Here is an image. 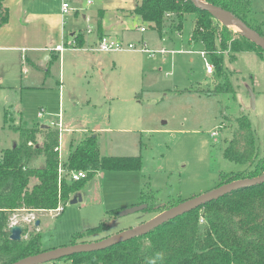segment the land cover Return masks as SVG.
Listing matches in <instances>:
<instances>
[{"label": "rangeland", "instance_id": "obj_1", "mask_svg": "<svg viewBox=\"0 0 264 264\" xmlns=\"http://www.w3.org/2000/svg\"><path fill=\"white\" fill-rule=\"evenodd\" d=\"M34 1L32 7L41 4L49 12L59 11L66 3L71 12L64 19L66 33L76 30L69 28L82 14L89 13V24L95 25L99 12L105 13L112 3ZM248 1L250 18L264 31V0ZM192 18L187 15L182 32L160 35L133 13L124 20L128 30L124 40L107 36L137 47L144 43L149 50L164 48L165 53L123 50L101 54V72L96 70L97 64L90 68L84 62L77 68L65 66L63 80L59 78L58 56L39 67L27 63L25 52L0 53V154L19 140L13 126L34 127L47 122L57 128L60 121L75 119L78 127L89 130L72 129L63 132L67 134L63 138L60 134V160L66 158L72 138L98 126L101 155L140 156L142 162L138 170L97 172L80 191L82 200L66 203L61 212H19L11 222L22 226V238L39 230L41 249L48 250L68 245L74 232L106 222L105 232L82 239L95 241L135 227L172 203L213 189L222 173L249 169L224 153L240 116L248 118L259 155L264 154V51H241L232 59L225 52L223 66L230 86L214 93L218 79L215 70L208 72L206 65L211 59L189 40ZM84 24L81 20L77 26ZM140 27L145 30L140 31ZM229 27L240 31L233 23ZM213 131L217 132L214 136ZM141 204L150 207L119 215L123 209ZM111 210L118 211L109 213ZM52 264L71 263L61 258Z\"/></svg>", "mask_w": 264, "mask_h": 264}, {"label": "trees", "instance_id": "obj_2", "mask_svg": "<svg viewBox=\"0 0 264 264\" xmlns=\"http://www.w3.org/2000/svg\"><path fill=\"white\" fill-rule=\"evenodd\" d=\"M204 1L230 11L264 37L261 26L250 18L248 0ZM133 13L160 35L182 32L187 15L193 16L189 40L211 59L218 79L212 89L214 93L227 91L230 86L223 66L225 52L232 59L241 51H263L190 0H140ZM6 20V9L0 5V26ZM236 124L224 153L232 161L249 165V169L220 174L217 186L264 172V154L259 155L248 118L240 116ZM13 128L19 140L0 154V264H11L42 251L39 230L29 231L18 241L9 237L13 215L23 211H53L58 207L63 210L97 172L131 171L142 166L140 156L101 155L97 133L92 131L72 138L66 158L60 160L55 149L59 129L22 124ZM73 171H82L85 177L71 180ZM107 227L101 221L74 232L69 244L86 242L82 239L105 232ZM65 258L71 264H264V182L209 201L145 235Z\"/></svg>", "mask_w": 264, "mask_h": 264}, {"label": "crops", "instance_id": "obj_3", "mask_svg": "<svg viewBox=\"0 0 264 264\" xmlns=\"http://www.w3.org/2000/svg\"><path fill=\"white\" fill-rule=\"evenodd\" d=\"M139 1L112 0L109 10H105V13L104 10L99 12L97 23L95 25L92 24V33L86 34L84 31L90 23L89 13L87 15L82 14L81 20L85 23L82 27L77 26L81 20L75 17L77 22L73 23L69 29L73 28L76 30L66 33L64 30V19L66 15H71L70 10L67 14H63L62 8L59 11L49 12L44 10L41 4L38 7H32L30 3L35 4L34 0H0V5L7 12L6 22L0 26V53H6L4 55L8 56L9 54L14 55V53L22 54V52H25L27 63L39 67H45L52 58L58 56L59 78L61 80H63L65 66L67 68H77L78 64L84 62H88L90 68L91 64H97L96 70L101 72L103 66L100 65L102 64L100 62H102L103 58L98 55L105 53L95 54L94 51L81 48L65 49L59 52L55 47L62 40L75 39L79 46H92L97 38L102 35H115L119 39L124 38L128 32L127 27L124 26V20L126 18L129 20L132 17L133 13L130 14L129 10L133 12ZM103 2H106V0H103ZM20 57L22 58V55ZM59 124L57 129L60 130L62 138L67 135L63 134V132L68 133L72 129L77 132L89 130L86 126L78 127L79 124L75 119L70 121L63 120ZM40 126L43 128L51 127L47 122ZM95 129H91L94 130L92 132H98L99 127L96 126Z\"/></svg>", "mask_w": 264, "mask_h": 264}, {"label": "water", "instance_id": "obj_4", "mask_svg": "<svg viewBox=\"0 0 264 264\" xmlns=\"http://www.w3.org/2000/svg\"><path fill=\"white\" fill-rule=\"evenodd\" d=\"M197 8L206 10L209 14H211L217 21L221 24L229 25L233 23L236 25L240 31L239 33L248 39L249 41L253 42L256 46L261 48L264 51V37L260 35L257 31L249 27L244 21L239 19L237 16L232 14L230 11L208 3L204 0H190ZM264 182V172L253 178H244L233 180L231 182H227L221 185L214 187L211 190H208L200 195L191 197L189 199L183 200L173 206H170L151 219L135 226L131 227L122 231H119L115 234L106 236L104 238L91 241V242H81L75 244H68L48 250H42L38 253L31 254L20 258L11 264H40L46 262H52L59 260L61 258H65L77 253L83 252H92L97 250L105 249L109 246L117 244L122 241H126L137 236H142L149 233L151 230L155 229L156 227L160 226L164 222L173 219L177 216H180L192 209H195L205 203L215 200L225 194H228L232 191L238 190L240 188L252 186L258 183ZM82 200V196L80 192L74 194L72 198L69 200L68 203L74 204ZM147 204H141L134 207L123 209L119 212V215H125L128 213H132L137 210L145 209ZM39 224L38 221L35 222L34 226L37 227ZM23 228L20 225L13 224L10 226L9 229V237L12 240L18 241L22 238Z\"/></svg>", "mask_w": 264, "mask_h": 264}, {"label": "built area", "instance_id": "obj_5", "mask_svg": "<svg viewBox=\"0 0 264 264\" xmlns=\"http://www.w3.org/2000/svg\"><path fill=\"white\" fill-rule=\"evenodd\" d=\"M69 11L68 5L66 3L62 4V12L63 14H67ZM144 27H140V31H144ZM93 31V26L91 24H88L86 29H85V33L86 34H91ZM81 48L83 50H89V51H94V52H101V53H109V52H116V51H123V50H137V51H142V52H146L150 55H153V53H165L167 50L164 48H160L157 50H149L145 47V44L143 43L141 46H136V44L131 43V42H123L121 40L118 39H114L111 38L107 35H102L99 38H97L96 42L92 45V46H79L76 43L75 39H70V40H66V41H61L56 47L55 49L59 52L64 51L65 49H78ZM202 54H204V52L201 51ZM207 65V71L208 72H212L213 66L209 63L206 64ZM39 116H41V112H39ZM60 126V124H59ZM217 132L213 131L211 133L212 136L216 135ZM61 140H60V133H59V144L58 147H56L55 149L58 151L59 153V157H60V152H61ZM59 171H61V169H59ZM71 180L77 181L81 178L85 177V173L82 171H73L71 173ZM62 210L61 207L56 208L55 210H53L54 212L58 211L60 212ZM17 215V214H16ZM13 215V216H16ZM12 219V218H11ZM12 225V222L10 224V226Z\"/></svg>", "mask_w": 264, "mask_h": 264}]
</instances>
